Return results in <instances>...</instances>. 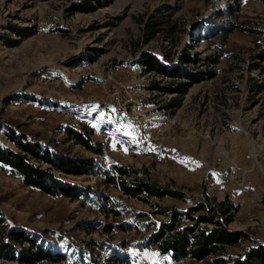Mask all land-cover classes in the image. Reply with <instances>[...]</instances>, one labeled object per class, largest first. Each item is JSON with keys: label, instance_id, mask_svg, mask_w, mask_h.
Here are the masks:
<instances>
[{"label": "rangeland", "instance_id": "1", "mask_svg": "<svg viewBox=\"0 0 264 264\" xmlns=\"http://www.w3.org/2000/svg\"><path fill=\"white\" fill-rule=\"evenodd\" d=\"M85 1L0 0V144L18 152L9 137L13 132L58 155L95 163L90 175L55 173L84 193L76 201L27 187L0 164V215L7 229L24 230L54 254L65 255L62 264H175L148 245L165 220L159 210L183 213L227 198L237 207L229 230L245 232L249 240L221 252L224 264L264 246V75L253 67L259 39L237 30L224 46L215 35L216 27L230 17L217 13L232 7L239 24L264 31V3L89 0L95 6L101 2V7L87 14L70 11ZM154 18L160 32L147 42L146 25ZM12 26L23 28L27 36L18 38ZM4 37L18 40V46L10 48ZM190 49L201 62L219 55L217 76L194 86L171 113L164 109L169 96L151 88L170 81L147 72L141 55L146 52L172 67L180 52ZM255 84L262 91L253 95ZM131 96L141 102L140 121L147 128L162 127L166 139V151L152 170L140 169L136 157L128 156L139 144L120 153L114 140H108L96 154L67 134V129L81 128L90 108ZM86 131L93 136V129ZM92 143L101 144L96 136ZM116 166L136 170L185 197L152 198L149 203L129 198L118 185L106 183L105 172Z\"/></svg>", "mask_w": 264, "mask_h": 264}, {"label": "trees", "instance_id": "2", "mask_svg": "<svg viewBox=\"0 0 264 264\" xmlns=\"http://www.w3.org/2000/svg\"><path fill=\"white\" fill-rule=\"evenodd\" d=\"M241 0H238L240 2ZM264 3V0H251ZM95 6L92 1H85L80 5L70 8L71 12L92 13L101 7V2ZM235 11V12H234ZM236 10L219 11L220 17L225 18L220 26L216 27V36L225 46L229 35L240 30L259 39L258 52L253 56L255 62L254 70L264 75V31L245 24H239L234 18ZM159 17V16H158ZM233 17V18H232ZM160 22L157 19H150L146 25L149 42L160 32L157 28ZM18 38L27 36L23 28L12 26L9 28ZM4 43L10 48L19 44L18 40L9 37L3 38ZM192 49L182 50L178 62L172 67L161 62L158 58L144 52L141 56V65L149 73L161 76L162 80L170 81L167 86H160L155 82L151 88L163 95H174L164 106L165 110L174 113L182 105L183 99L190 90L206 80H212L217 76L215 66L221 60L219 55L214 54L205 58L203 62L193 57ZM241 61L243 59L240 58ZM170 65L173 64L172 60ZM203 63V64H201ZM202 66H206L205 69ZM262 86L255 84L250 93L255 95L262 91ZM69 138L77 145L96 154L102 153V145L94 146L92 143V132H80L67 129ZM10 139L16 145L18 152L12 149H5L0 144V164L10 168L20 176L27 187L38 189L52 197H64L73 201L79 200L83 192L77 187L60 181L55 173L65 176L90 175L95 170L93 160L84 158H73L67 155H58L50 149L44 148L38 142H32L27 137L18 138L11 132ZM45 164L48 168L36 166ZM106 183L118 185L122 193L132 199L149 203L152 198L164 199L174 198L183 200L185 195L182 192L169 188H162L153 183L149 178L140 172L125 167L116 166L111 172H105ZM237 210L227 198L220 203H205L189 208L186 212H179L175 208H163L159 214L164 221L158 225L155 232L148 238V245L158 248L164 256H169L175 264L184 262H204L213 260L216 264H224L226 260L220 256L227 247H234L249 240L248 234L242 231H230L228 226L234 221V211ZM110 230L108 229V232ZM67 260L65 255L54 254L46 249L36 238H32L24 230H8L4 218L0 215V262L15 264H62ZM233 264H264V246H257L248 251L244 259H237Z\"/></svg>", "mask_w": 264, "mask_h": 264}, {"label": "built area", "instance_id": "3", "mask_svg": "<svg viewBox=\"0 0 264 264\" xmlns=\"http://www.w3.org/2000/svg\"><path fill=\"white\" fill-rule=\"evenodd\" d=\"M143 68L145 69V67ZM73 86L75 85L73 84ZM167 96H169L167 100L169 102L174 95H164V97ZM101 105L104 106L100 108L92 107L85 111L84 114L87 119L85 122H81L82 126L77 131L84 132L88 128L93 129L92 138L98 137L102 147L108 140H114L115 145L120 147L118 148V150H121L120 153L139 144L136 148L137 151L133 152V155L130 154L128 156L136 157L140 169L152 170L153 164L161 160L166 151L164 144L166 139L162 127L147 128L145 122L140 121L143 119L140 118V110L143 108H140L141 102L133 96L128 101L120 100L116 104L101 103ZM130 123L138 128L135 131H127Z\"/></svg>", "mask_w": 264, "mask_h": 264}, {"label": "crops", "instance_id": "4", "mask_svg": "<svg viewBox=\"0 0 264 264\" xmlns=\"http://www.w3.org/2000/svg\"><path fill=\"white\" fill-rule=\"evenodd\" d=\"M132 127H133V128H132ZM136 128H137L136 125H135V126H130V124H129V126L127 127V131H128V130H132V129H135V130H136ZM135 130H134V131H135Z\"/></svg>", "mask_w": 264, "mask_h": 264}]
</instances>
